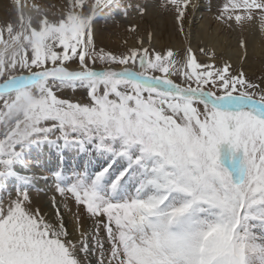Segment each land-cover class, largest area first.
I'll return each instance as SVG.
<instances>
[{"label": "snow or ice", "instance_id": "6c2138e0", "mask_svg": "<svg viewBox=\"0 0 264 264\" xmlns=\"http://www.w3.org/2000/svg\"><path fill=\"white\" fill-rule=\"evenodd\" d=\"M160 7L188 40L197 3ZM13 8L0 27V189L18 186L0 196V264H264V76L217 66L205 47L204 61L191 46L162 52L151 32L97 48L101 22L137 34L148 0ZM257 20L264 32V0H225L216 15L230 30ZM76 88L86 101L57 94ZM49 179L86 215L55 197L51 216L34 207L29 189Z\"/></svg>", "mask_w": 264, "mask_h": 264}, {"label": "rangeland", "instance_id": "374dc122", "mask_svg": "<svg viewBox=\"0 0 264 264\" xmlns=\"http://www.w3.org/2000/svg\"><path fill=\"white\" fill-rule=\"evenodd\" d=\"M63 2L64 0H27L28 4L43 3V4H48V5H55L56 10L60 9V6L61 4H63ZM139 2L144 3L145 0H139ZM148 2L150 3L149 13L147 17L143 21L140 22V27H139L137 34H131L130 32H128L126 30L125 23H121L119 25L109 23L107 26H105L104 23L101 22L97 26V31H96L97 48L98 49L103 48L106 51L111 50L114 52L122 51L123 41L125 39H127L128 45L131 46V45L136 44L139 39H142V38L146 39V34L148 32H151L153 34L152 43L154 42L155 38H157L158 42H163L162 45H154L157 50H160L163 52V51H166L169 47H171L175 51V50H182L188 46H191L193 49V52L196 53L198 59L201 61H204V60H207V57L199 53L197 49H199L200 47H205L210 52H214V50L210 48L211 47L210 44L204 41H201V40L199 41L194 36L195 31L198 30V28L203 23V24L208 25V29H207L208 33L212 32L211 34L214 36V38H216L215 45H218L217 41H221V39L225 37L224 41L227 39L226 46L228 47L231 46L234 52L235 51L237 52L238 50L242 51V55L239 60V68L232 66L229 63V60H226L225 57L220 58V55L215 54L216 55L215 63L217 64V66H222L224 62H227L232 66V69L234 71H239L242 69L250 79H254L257 81H259L261 76H264V73H263L264 72V32H261L259 20H257L254 23L247 24L243 29H239L234 26L233 29L230 30L216 21V15L218 13V10L222 7L225 0H193L194 3H197V8L196 10H192L191 8L189 10V18H190L191 23L190 24L188 22L185 23V30H186V33H190V36L188 40H185V37L183 35L177 34L174 24H173L171 14L166 9L160 7V4L163 3V0H148ZM13 4H14V0H0V27H3L9 21L15 23L16 13L13 8ZM202 5L205 6V8L200 10ZM254 31L257 32L258 33L257 35L259 36L257 46L259 47L261 54L257 55L252 52L250 55L248 54V59L245 60L244 59V49H242L239 46V41L241 39H244L248 43L251 36L253 37L254 34H256L254 33ZM5 36H6V33H5ZM234 41L236 44L234 43ZM168 44H179L181 47H179L178 49L177 47H173ZM222 45L223 47H225L224 43ZM145 46H149V45H145ZM248 62L249 64L251 63L255 64L254 65L255 69L251 71L249 69L250 67L247 64ZM73 67L75 66L73 65ZM96 67L98 68L99 65H97ZM57 94L61 96L62 98H70L74 102L87 100L85 90L80 89V88L62 89ZM33 163L40 166V169H41L40 173H43L44 175H48L47 165L44 161L33 160ZM68 174L70 175L71 173L69 172ZM34 184H39V183L38 181H36ZM15 186H18V184H15ZM13 188H14V185L12 186L10 185L9 188L2 190V194L4 195L5 200H7L8 198L7 194L9 192H11L13 196L15 195ZM29 191H30V195H31V192H38V191H35V188H32V189L30 188ZM55 192H56L57 197L59 198L58 204L61 203L60 206L62 208H63L64 203H68L70 207L72 208L73 213L80 212L82 214H85L82 208H78L75 205L74 201L70 197V194H66L65 197H61L60 194L57 192V190H55ZM35 194H38V193H35ZM39 195L44 197L43 198L44 201L42 204L44 206V207L42 206L43 211L46 212L49 216H51L52 211L50 209V201L53 198L51 196V193L46 194L41 191Z\"/></svg>", "mask_w": 264, "mask_h": 264}, {"label": "bare ground", "instance_id": "6f19581e", "mask_svg": "<svg viewBox=\"0 0 264 264\" xmlns=\"http://www.w3.org/2000/svg\"><path fill=\"white\" fill-rule=\"evenodd\" d=\"M200 8V7H199ZM205 8V6H201V9L200 10H202V9H204ZM196 10V9H195ZM198 12V11H197ZM201 12H203V11H201ZM154 16V15H153ZM198 16V15H197ZM170 18V17H169ZM154 22V21H153ZM166 22H168V21H166ZM170 22V21H169ZM172 26V25H171ZM168 27V26H167ZM214 27V26H213ZM102 29V28H101ZM207 29H208V25L207 24H201V26L198 28V30H196L195 31V38L196 39H198L199 41L201 40V41H204V42H206V43H208V44H210L211 45V47L210 48H212L213 50H214V52H215V54H217V55H220V58L221 57H225V59L226 60H229V63L232 65V66H234V67H238L239 68V60H240V57H241V55H242V51H240V50H238L237 52L235 51H233L232 50V48H231V46H226L227 45V39L224 41V39H225V37H223L222 39H221V41H217L218 43V45H215L216 44V38H214V36L211 34V33H208V31H207ZM217 30V29H216ZM158 32V31H157ZM254 33H256V34H254V36L252 37L251 36V38H250V40L248 41V54L250 55L252 52L254 53V54H257V55H259V54H261V52H260V50H259V47L257 46V42H258V39H259V36L257 35L258 33L257 32H255L254 31ZM156 36V35H155ZM171 37H172V35H171ZM170 37V38H171ZM236 40V39H235ZM154 43V44H153ZM152 43V45H162V43L163 42H158V40H157V38H155L154 39V42ZM165 43V42H164ZM224 43V45H225V47H223V44ZM234 43H235V41H234ZM236 44V43H235ZM145 45H148V43H147V41H146V43H145ZM168 45H170V46H173V47H177L178 49H179V47H181L179 44H168ZM197 46V45H196ZM169 47V46H168ZM230 48V49H229ZM175 49V48H174ZM198 50V49H197ZM235 50V49H234ZM230 58V59H229ZM251 63V62H250ZM248 64V66L250 67L249 69L252 71L253 69H255V64H253V63H251V64H249V62L247 63ZM256 68H257V66H256ZM247 69H248V67H247ZM259 70V69H258ZM261 71V70H260ZM264 73V72H263ZM260 74H261V72H260ZM258 76V75H257ZM50 159V158H49ZM42 168V167H41ZM41 170V169H40ZM38 183L39 184H34L32 187H31V189L32 188H35V191H38V192H31V195H30V197H31V201H32V205L34 206V207H38V208H41L42 210H43V208H42V204H43V198L44 197H42L41 195H39V193L42 191L43 193H51V196L52 197H55V199H56V201H57V203L59 202L58 200H59V198L57 197V195H56V192H55V190H56V184H53L54 182L52 181V180H49V181H47L46 183L43 181V180H38ZM10 185L12 186V185H14V184H12L11 182L7 185V188H9L10 187ZM15 186V185H14ZM6 188V189H7ZM2 190L3 189H0V196H2L3 198H4V195L2 194ZM30 190V189H29ZM35 193H38V194H35ZM50 195V194H49ZM48 197V196H47ZM46 199V198H45ZM61 204V203H60ZM44 207V206H43ZM68 227H69V230H71V228H72V224H71V217H69V224H68Z\"/></svg>", "mask_w": 264, "mask_h": 264}]
</instances>
